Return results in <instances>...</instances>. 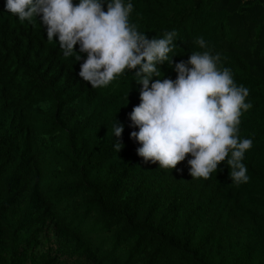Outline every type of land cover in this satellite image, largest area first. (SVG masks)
Listing matches in <instances>:
<instances>
[{
  "label": "trees",
  "instance_id": "1",
  "mask_svg": "<svg viewBox=\"0 0 264 264\" xmlns=\"http://www.w3.org/2000/svg\"><path fill=\"white\" fill-rule=\"evenodd\" d=\"M4 3L0 264H264V0H132L129 15L149 39L175 32L161 78H176L171 59L209 51L248 88L244 183L226 161L208 179L192 178L190 154L173 169L146 163L130 136L136 69L92 88L77 75L86 53L64 57L38 17L20 21Z\"/></svg>",
  "mask_w": 264,
  "mask_h": 264
},
{
  "label": "clouds",
  "instance_id": "2",
  "mask_svg": "<svg viewBox=\"0 0 264 264\" xmlns=\"http://www.w3.org/2000/svg\"><path fill=\"white\" fill-rule=\"evenodd\" d=\"M106 4V10L104 5ZM132 0H5L4 11L20 21L32 22L38 17L47 39L55 37L63 56L79 53L75 59H86L78 76L92 88H102L114 79L136 69L133 79L141 87L139 104L128 114L132 131L140 147L137 154L146 163L159 162L160 168H175L185 160L192 178L208 179L225 162L232 169L231 182L244 183L249 177L243 158L252 146L250 138H239L238 126L249 90L237 85L228 67H218L219 54L209 51L191 52L187 61L171 67L176 78L160 77L159 65L169 59L174 31L149 39L130 23ZM197 43L205 47L200 38ZM79 45V51L75 46ZM156 77V79H153ZM128 103V102H127ZM124 125L113 126L114 148ZM227 158V159H226Z\"/></svg>",
  "mask_w": 264,
  "mask_h": 264
}]
</instances>
